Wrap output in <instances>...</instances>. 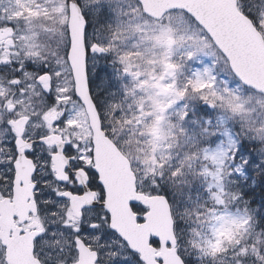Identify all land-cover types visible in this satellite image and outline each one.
I'll list each match as a JSON object with an SVG mask.
<instances>
[{
	"label": "snow or ice",
	"instance_id": "obj_1",
	"mask_svg": "<svg viewBox=\"0 0 264 264\" xmlns=\"http://www.w3.org/2000/svg\"><path fill=\"white\" fill-rule=\"evenodd\" d=\"M210 2L0 9V198L29 185L33 207L13 220L33 264H264V82L204 14ZM234 7L264 39V0ZM101 140L143 194L128 206L151 256L114 223ZM10 248L0 235V264H14Z\"/></svg>",
	"mask_w": 264,
	"mask_h": 264
},
{
	"label": "water",
	"instance_id": "obj_2",
	"mask_svg": "<svg viewBox=\"0 0 264 264\" xmlns=\"http://www.w3.org/2000/svg\"><path fill=\"white\" fill-rule=\"evenodd\" d=\"M2 0H0L1 3ZM204 14L217 30L227 36L229 42L237 49L250 54L248 59L254 69L255 77L264 82V39H261L250 28L247 22L235 10L234 0H211ZM57 140V137L53 138ZM99 161L105 170L106 179L110 188V203L114 210V223L139 247H142L147 256L152 250L147 246V229L135 222V213L128 206V200L133 196L140 198L142 193L135 190L131 171L127 167V160L111 145L109 141L101 140L98 145ZM57 165L59 161L56 160ZM24 163L22 161L21 168ZM21 173L19 178L21 177ZM147 199V197H144ZM154 199V198H153ZM26 201V196L18 195L14 210L19 213ZM3 205V203L1 204ZM151 215V214H150ZM164 212L161 210L160 223H163ZM25 264L26 260L17 259L14 264Z\"/></svg>",
	"mask_w": 264,
	"mask_h": 264
},
{
	"label": "flooded vegetation",
	"instance_id": "obj_3",
	"mask_svg": "<svg viewBox=\"0 0 264 264\" xmlns=\"http://www.w3.org/2000/svg\"><path fill=\"white\" fill-rule=\"evenodd\" d=\"M62 158H59V162H61ZM24 165L21 168V177L18 179H27V176L30 174L31 171V165L28 164L27 162H23ZM16 194H19L21 196H26L30 194V187L29 185L26 183L25 187L21 188L19 187V185L17 186V190H16ZM1 200H5L8 201L7 202V206L6 209L3 213H0V219L3 221V223L5 224V226L2 228L1 224H0V235L1 233L4 235L3 237L5 238V240H7L10 245V255H14V259H22V260H27L25 262V264H33L34 262V257H32L31 255V245H30V234H26L25 236L21 237L19 236V230L17 228V225L19 224V221H15L13 220V217H11V213L14 210V201L15 198L13 200H8L5 198H0ZM29 207H33V205H31L27 199L23 205V207H20L19 212H24V214H20V220L25 219V217H27V209ZM24 227L27 229L30 226L29 225H24ZM16 229V231L13 232V235L11 237V239H9L8 237V230L9 229ZM20 264H22V261H20Z\"/></svg>",
	"mask_w": 264,
	"mask_h": 264
},
{
	"label": "rangeland",
	"instance_id": "obj_4",
	"mask_svg": "<svg viewBox=\"0 0 264 264\" xmlns=\"http://www.w3.org/2000/svg\"><path fill=\"white\" fill-rule=\"evenodd\" d=\"M19 6V7H18ZM7 8L9 9L10 14L16 15V16H35L36 13L33 12L31 9H29L26 6V0H3L0 4V9ZM5 31L10 32V29L7 30H0V38H3ZM9 43H11V40H9ZM50 118H54V114L49 113ZM74 123H77L74 121Z\"/></svg>",
	"mask_w": 264,
	"mask_h": 264
}]
</instances>
